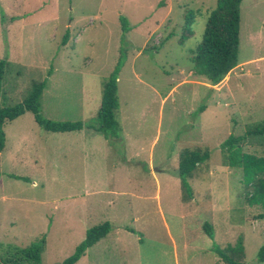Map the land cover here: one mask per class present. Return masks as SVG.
<instances>
[{
    "label": "rangeland",
    "instance_id": "1",
    "mask_svg": "<svg viewBox=\"0 0 264 264\" xmlns=\"http://www.w3.org/2000/svg\"><path fill=\"white\" fill-rule=\"evenodd\" d=\"M215 6L216 0H0V105L20 102L33 81H44L45 118L94 125L102 82L123 55L118 138L86 127L49 132L30 112L4 124L0 255L44 235L41 264H59L88 228L108 221L110 231L75 264H224L213 247L239 239L244 263L264 264V210L247 204L253 187L244 186L242 170L227 165L220 147L264 119V0L241 1L238 64L212 85L193 71L190 57ZM188 10L194 21L183 37ZM184 148L209 150L188 179V200L177 175ZM242 150L264 157L256 136L243 140Z\"/></svg>",
    "mask_w": 264,
    "mask_h": 264
},
{
    "label": "trees",
    "instance_id": "2",
    "mask_svg": "<svg viewBox=\"0 0 264 264\" xmlns=\"http://www.w3.org/2000/svg\"><path fill=\"white\" fill-rule=\"evenodd\" d=\"M242 0H216L215 8L210 12L201 41L192 51L190 62L192 69L199 75L205 76L212 85L218 84L237 64L239 51L240 4ZM194 13L190 10L184 14L182 36L191 35V25ZM121 30H128L127 21L120 18ZM123 63L120 54L112 72L102 82L101 98L95 115V124L77 121H57L45 118L40 109V97L45 86L44 81H33L28 93L23 99L13 105H0V152L5 145L3 126L24 112H30L35 122L49 132L78 131L83 127L100 133L104 138H118L121 126L116 118L119 108L117 95V76ZM5 61L0 60V86L3 77ZM203 110V107L200 106ZM256 136L264 143V119L256 125L248 127L243 135L230 134L221 143L225 151L227 165L242 170V183L245 187L252 186V193L246 198L248 205H257L264 210V157L255 156L242 150V141L247 137ZM209 158L207 148H184L178 156L177 175L182 198H192V187L188 179L193 176L196 168ZM23 178V177H22ZM27 180V178H24ZM264 218V212L259 214ZM110 223L104 221L88 228L82 241L73 253L59 264H75L84 252L103 238L110 231ZM203 228L212 237V227L205 223ZM132 231V230H131ZM45 247V236L31 241L24 247H14L0 255V264H41V254ZM219 262L224 264H245V252L241 239L233 245L225 247L214 246ZM258 261H264V243L258 250Z\"/></svg>",
    "mask_w": 264,
    "mask_h": 264
}]
</instances>
